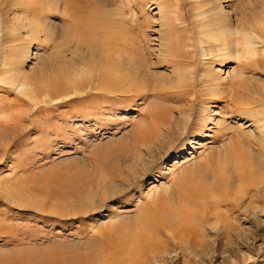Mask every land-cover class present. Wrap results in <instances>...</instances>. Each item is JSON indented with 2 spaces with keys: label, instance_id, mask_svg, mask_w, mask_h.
<instances>
[{
  "label": "rangeland",
  "instance_id": "rangeland-1",
  "mask_svg": "<svg viewBox=\"0 0 264 264\" xmlns=\"http://www.w3.org/2000/svg\"><path fill=\"white\" fill-rule=\"evenodd\" d=\"M16 1L12 8L19 9L12 14L3 10L0 0V14L9 11L6 22L10 16L14 19L1 22L0 60L5 56L7 64L22 63L31 71L46 65L66 42L61 30L68 18L61 14L59 0ZM19 1H24V10ZM105 1L111 11L110 51L122 52V19L130 21L134 9L136 21L131 20L145 30L149 51L154 52L150 58L158 62L163 74L161 81L156 79L158 87L147 94V85L126 86L124 80H112L105 90H97L99 83H93L90 75L71 84L65 77L62 93L66 96L55 103L40 102L25 99L8 86L7 70L0 68V264H13L21 257L33 262L67 259L71 264H264V146L252 151V157L242 152L251 167L246 197L251 200L252 214L244 225L239 224L242 216L232 217L225 168L227 139L243 135L251 141L238 127L252 118L243 113L254 107L250 103L264 97V47H255L252 55L235 60L219 50L231 37L201 38L202 21L196 14L210 5L207 0ZM89 2L98 9L95 0ZM262 3L264 0H235L230 7H236L234 24L244 21L264 44ZM70 6L72 13L73 7H81ZM94 10L91 20L98 23ZM18 14L29 18L23 19L27 25H21L22 29L15 22L21 17ZM75 19L85 22L82 17ZM8 26L16 30L9 33ZM32 27L34 32L38 30L39 41L31 37L28 30ZM23 43L31 46L27 55L20 54ZM159 49L165 56L158 55ZM169 66L179 70L174 79L169 77L173 70ZM227 66L243 68L253 80L252 88L237 85L238 79L235 85L215 84L211 71ZM25 91L32 98L41 94ZM203 104L213 110V121L207 127L199 118ZM24 113L30 115L28 125L20 119ZM187 114L190 120L185 124ZM247 125L249 122L244 129ZM198 140L203 145L190 149L191 142ZM175 157L180 166L175 165V172L170 173ZM142 162L147 163L146 168H140ZM208 172L217 177L207 180ZM150 181L154 184H148ZM154 188L159 189L156 194ZM147 190L152 193L145 195ZM76 206L83 209L74 211Z\"/></svg>",
  "mask_w": 264,
  "mask_h": 264
},
{
  "label": "bare ground",
  "instance_id": "bare-ground-1",
  "mask_svg": "<svg viewBox=\"0 0 264 264\" xmlns=\"http://www.w3.org/2000/svg\"><path fill=\"white\" fill-rule=\"evenodd\" d=\"M59 1L61 2V5H63V12H61V14H63L66 18H68V20L64 21L63 17L62 16H61L62 18L60 17L61 20H63V22L65 23V24H63L64 25L63 29L61 28L62 29L61 30L62 31L61 38L65 39L66 42L59 45L58 53L55 52L56 54H54L53 57H49L47 59V61H46L47 62L46 65H40V66H38V68H36L34 70H31V71H28V69L25 70L23 68V66H22V63L17 65V66L14 65V63L13 64H7L6 58H4L5 56L4 57L2 56V58L0 60V68L1 69L5 68L7 70L5 72L6 73L5 77L7 78L8 83H9L8 86H10L13 90L20 91L19 92L20 95L23 96L25 99H28L30 101H34V99H39L40 102H43V100H48V101H51V102L55 103V101L59 97H65L66 96L65 94L63 95V93H62L63 92L62 90L64 88V79H65V77L68 78V83L67 84H71L72 81L74 82L75 80H77L81 76H83L85 78L86 76L90 75V78L93 79V80L91 79L93 81V83H99V84H97L98 86L96 87L97 90H98V87L102 88L103 90H105L104 89L105 85L107 83L111 82L112 80H115L116 82L124 80L125 83H126V86L127 85L128 86L132 85V86L139 87V85H142V86L147 85V87L149 88V90L147 91V94H149V92L150 93L152 92V94H153V92L156 90V87H158L157 84L155 83V81H156V79H158V81H159V78L160 77L162 78L163 74L159 73V71H158V67H159L158 62L156 60H154L155 62H153L151 60V58H150L151 56L154 55V52L153 51H149L150 50L149 47H151V46H149V47L147 46V44L149 45V40L147 39V36L145 35V30L143 28H141V25L137 26L132 21L133 20L132 18L137 16V14H136L137 12L135 13L133 11L134 9H131L132 10V14H130L131 12L129 13L130 15H133V17L131 18L132 20L130 19V21H129L127 18H123L122 19V23H124V26L120 28L121 29L120 33H121V35H122V37L124 39V41H123L124 45L122 47V52L121 53H115V52L110 51L111 37H109V35H108V33H109L110 29H111V26H110V23H109V20H108L109 19V17H108L109 12L108 11H110V9H109V7H107L109 10L106 9V4H104V2H106L105 0H95V2H96L95 4H97L95 6L98 7L97 10L93 9L94 6H93V4H91V2H89V0H59ZM92 1H94V0H92ZM207 1H209L210 5L206 6V7H203V9H201L196 14L197 18H200L198 20L202 21L201 31H198V33L200 34L201 38H203V39H204V37H206L208 39L209 38H214L215 35H217L218 38H221V37L223 38L224 37L225 39H228V37H231L232 40H230L231 42L228 43V44H230L229 46L227 44V42H228L227 41V42H223L222 43L221 48L220 47H217V48H220L219 49L220 51H223L227 56H229L230 58H233L235 60L238 59L240 57V55L243 56V54L244 55L245 54L252 55V53L254 52L253 48H255V47H259V48L260 47H264V44L259 39L258 34L254 32V29H252L253 31L251 30V28L249 29L248 28L249 27L248 24H247L248 27H246V25L244 23H242L244 21L238 22L240 19L237 21L236 25L234 24V21H235L234 15L235 14H233L234 13L233 11H236L235 10L236 7H230V6H232V4H234L235 0H225V2H226L225 4H222L223 0H207ZM2 3H3L2 5L4 7L3 8L4 11L10 10L11 11L10 13H12V14H14V13L16 14L17 13L18 10L16 8H18V7L12 8V7H14L16 5L14 0H3ZM73 3L76 4L78 7H79V5L81 7H79V8L73 7V8H76V9H74L75 11L72 13L71 11L69 12L68 9H70V7H71L70 5H72ZM18 4L21 7V9L26 7V6H23L24 1H19ZM205 4H206V2H205ZM258 4H259V1H258ZM262 4L264 5V3H262ZM29 7H31V6H29ZM39 7H40V5H39ZM237 7H239V6H237ZM5 8L7 10H5ZM23 10H21V11H23ZM30 10H32V8ZM36 10H38V9H36ZM93 10L95 11L94 14L97 13V15H95V16H97L96 17L97 21L99 20L98 23H96V22L91 20V18H94V15H92V13H91V12H93ZM238 10H240V7H239ZM4 11H2V12L4 13ZM52 11H54V10H52ZM56 11L59 13L60 9H56L55 12ZM246 11L247 10H246V6H245L244 8H242L241 12L245 13ZM8 12L7 13L5 12L6 13V14L4 13L5 15L3 13L0 14V27H2V25H3V23H1L2 21L6 22L5 19L8 16ZM30 12H31L30 14L32 15V11H30ZM114 13H116V12H114ZM256 13H258V12H256ZM22 14H24V12ZM33 14H34V12H33ZM18 15H20V14H18ZM25 15H27L26 12H25ZM124 15H128V14H124ZM16 16L17 15H15V17ZM20 16L21 17L17 16V17H19V19H18V21H15V22L19 26H21L23 24H25V26H26L27 24L25 23V21H23V19L25 20L27 17H24L22 15H20ZM12 17H13V15H12ZM75 17L76 18L77 17H82V18H84L85 22H80L77 19H75ZM110 17L113 18L112 15H110ZM10 18H11V16L9 17V19ZM36 18H37V16H36ZM96 18H95V20H96ZM238 18H240V17H238ZM244 18H245V16H244ZM244 18L242 17V20ZM9 19H7V22H9ZM12 19L13 18H11V20ZM27 19H29V18H27ZM61 20H59V21L62 22ZM12 21L14 22V19ZM48 21H47V23H48ZM135 21H136V19H135ZM13 22H12V24H13ZM257 22H259V21H257ZM137 23H139V22H137ZM252 24H253V22H252ZM4 26H5V29H6V27H7L6 24H4ZM25 26H24V29H26ZM50 26L48 25V27L47 26L46 27L50 28ZM22 27L23 26H21V29H22ZM250 27H252L251 23H250ZM13 28L14 27H12V29H10L9 26H8V29L6 31H10L9 33H13V31L16 30V29H13ZM18 28H20V27H17V29ZM21 29H20V31L23 32L24 30H21ZM76 29H77V32L75 31ZM30 30H31V28H30ZM30 30H28V31L32 35V36L31 35L30 36L33 38V40L35 39V40L39 41V37H38L39 34L37 36L38 30L36 32H34L35 30L33 31V27H32V30L31 31ZM25 31H27V29ZM18 32H19V30H18ZM20 33H18V34H20ZM24 33H22L23 36H24ZM70 33H72V34H71V36L69 38V34ZM76 36H78V37H76ZM66 37H68V38H66ZM233 37H234V39H233ZM32 38H30V39L32 40ZM217 40H218L217 37H215V41H217ZM188 42H189V40H188ZM31 43H33V42H31ZM23 45H24V43H23ZM30 47H29L28 43L25 44L24 46H22V48L20 49V51L22 53H20V54L26 53V55H27V53H29L27 51H28V49ZM57 47L58 46H56V49H57ZM54 48H55V46H54ZM17 52L18 51H16V54H18ZM158 52H159L158 55L165 56V54H164L165 52L162 51L161 49H159ZM4 54L7 55L6 51L4 52ZM202 54H203L202 56H205V52L204 51H203ZM35 55H36V53H35ZM158 55H157V57H159ZM206 55H207V53H206ZM212 55H213V52H212ZM138 56L140 57V59H138ZM155 57H156V55H155ZM12 59H15V58H13V56H12ZM203 59H205V58H203ZM13 62H15V60H13ZM17 62H19V61H17ZM160 62H161V60H160ZM164 62H165V60H164ZM175 62H177V61H175ZM175 62H174V64H175ZM11 63H12V61H11ZM172 67L173 68H171L169 66V68H171V70L173 69L172 72H170L169 77L171 79H174L176 74L179 72V70H177V67H175V68H174V66H172ZM242 70H243V68H242ZM242 70L239 69V68L237 69L235 67L232 68L230 66H227V68L224 69V70H222V69L221 70H217V71L212 70L211 74H213V77H214L213 80L215 79V84H218L219 86H222V85L224 86V85H227V84L229 86L230 85H235L234 84L235 80L238 79L237 85L240 84V85L244 86V88L246 90H250L252 88V87H250V85H251V82L253 80H251V78L248 75H246L247 73L245 74ZM163 73H165V72L163 71ZM160 74H162V75L160 76ZM167 75L168 74L166 72V76H164V77H167ZM201 76L203 77V75H201ZM180 77H181V75H180ZM248 77L251 80L250 82L248 81L250 84L247 82ZM257 80H259V79H257ZM160 81H159V83H160ZM254 86H256V84ZM113 87H115V86H113ZM160 87H162V86H160ZM66 88H68V87L66 86ZM261 88H262L263 94H264V84L263 85L261 84ZM26 89H28V90L30 89L31 92L33 91V93H41V94L38 95V97L32 98L31 93L25 91ZM114 89H116V88H114ZM18 101H19V99H18ZM241 101L242 100H240V102ZM243 102H245V101H243ZM250 104L254 105V107H252L251 110L245 111L243 113L248 114L249 117H252V118L247 119L244 123L243 122L240 123L238 128H240V126H241L242 130H244L243 134L248 136L251 139V141L249 142V141L245 140L242 137L243 135H241L240 138L238 137L239 139H237V138L234 139V138H230L229 137V141L227 139V142H228L227 145L225 144L227 146L226 148H227V152H228V153L226 152L227 154H226V161L225 162H227V164H226L225 168H227V173H226L227 174V180L226 181L229 184L230 191H231V193L229 194L230 201H232L231 212H232V217L235 218V219L236 218L239 219L242 216L241 222L239 223L240 225H244V223H245L244 220L246 219V217H247V215L249 213L252 214L251 208H250V201L251 200L247 199V197H246V193L248 192L247 190L250 189V188H248V184L249 183L247 184V179L250 176L251 167L248 164L247 160L242 158V152L246 151V152L249 153V157H252V151H256V148L258 149V147L264 146V97L263 98L258 97V98H256V100L254 99V101L251 102ZM237 105H238V103H237ZM199 111H200L199 112L200 113V117L199 118H201V121L203 122L202 123L203 126L207 127L206 125L210 124V122L213 121V118H210L211 117V113L213 112V110H211L209 107L205 108V104H203L202 108ZM20 119H22L23 123H26L28 125L29 122H30V115L28 113H24V114H22ZM245 119H246V117H245ZM184 120H185V124L190 120L189 114L185 115V119ZM247 122H249V125H247L246 126L247 128L244 129L243 126H245V123H247ZM27 127H29V126H27ZM168 128L169 127H167V129ZM165 139H166V137H165ZM202 145H203V142H201L200 140L193 141V142H191V145H190L189 148L190 149L191 148L195 149V147L200 148ZM154 147H156V146H154ZM179 149H181V148L179 147ZM224 151H226V150H224ZM182 152L186 153L184 150H182ZM192 153H193V150L189 153L190 156H191ZM180 155L178 156V158L180 157ZM178 158H176L175 161L173 162V164H171V167L168 168L169 169L168 171L170 173L171 172H175V169H172V168L175 167V165L176 166L179 165L180 159H178ZM195 161H192V163L193 162L195 163ZM131 163H132V165H131L132 168L131 169L133 170V168H135L133 166L134 162L132 161ZM147 163H148V166H149V161ZM147 163H145V164H147ZM145 164H144V162H142V165H141L140 168L143 169V167H145L144 166ZM125 165H128V164H125ZM137 168H138V166H137ZM123 169H124V167H123ZM177 169H179V168H177ZM132 176L134 177V175H132ZM216 177L213 174V172L212 173L208 172V175L206 176V179L207 180L208 179H212V178L215 179ZM148 184L153 185L154 181H150V182H148ZM250 187L252 188V186H250ZM258 187L260 188L261 185H259ZM115 188L118 189L117 187H115ZM158 188H160V186ZM158 188H154V189H156L155 194H156V192L159 191ZM100 189L102 190V185H101ZM110 191L112 192L111 189H110ZM101 192H99V193H101ZM256 192H257V190H256ZM151 193L152 192L148 191V190L146 192H144L145 195H148V194H151ZM93 199H94V197H93ZM88 202H90V201H88ZM104 203H105V201H104ZM81 209H83V208H81V206H76L73 210L74 211H77V210L80 211ZM253 210H254V208H253ZM113 218H111V219L114 220ZM261 247H259V249H261ZM250 257L251 256H247V255L243 256V258H250ZM38 260H40V259H38ZM38 260L36 262H33V261H28L27 259L25 260V258L21 257V258H18L13 264H71V262L68 261L67 259L66 260H60V261H54L53 259H52V261H44V258H43V261L41 260L42 262H40ZM4 264H6V263H4Z\"/></svg>",
  "mask_w": 264,
  "mask_h": 264
}]
</instances>
